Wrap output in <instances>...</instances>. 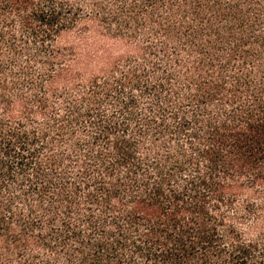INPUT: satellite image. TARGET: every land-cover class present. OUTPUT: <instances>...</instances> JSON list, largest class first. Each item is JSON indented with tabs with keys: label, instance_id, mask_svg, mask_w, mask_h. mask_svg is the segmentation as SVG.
<instances>
[{
	"label": "trees",
	"instance_id": "obj_1",
	"mask_svg": "<svg viewBox=\"0 0 264 264\" xmlns=\"http://www.w3.org/2000/svg\"><path fill=\"white\" fill-rule=\"evenodd\" d=\"M0 264H264V0H0Z\"/></svg>",
	"mask_w": 264,
	"mask_h": 264
},
{
	"label": "rangeland",
	"instance_id": "obj_2",
	"mask_svg": "<svg viewBox=\"0 0 264 264\" xmlns=\"http://www.w3.org/2000/svg\"><path fill=\"white\" fill-rule=\"evenodd\" d=\"M60 41L63 45L74 47L73 54L85 66L86 77L102 74L111 68L116 59H125L129 53L124 40L96 32L90 38H84L77 31H71L64 34Z\"/></svg>",
	"mask_w": 264,
	"mask_h": 264
}]
</instances>
